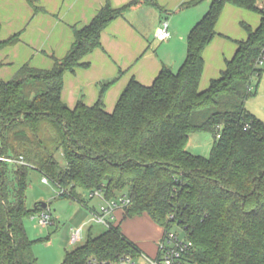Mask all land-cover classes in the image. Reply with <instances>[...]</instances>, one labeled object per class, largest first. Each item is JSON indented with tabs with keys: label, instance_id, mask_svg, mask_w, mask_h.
<instances>
[{
	"label": "trees",
	"instance_id": "trees-1",
	"mask_svg": "<svg viewBox=\"0 0 264 264\" xmlns=\"http://www.w3.org/2000/svg\"><path fill=\"white\" fill-rule=\"evenodd\" d=\"M209 1L179 70L164 67L150 86L132 79L111 113L103 102L111 83L102 85L95 105L79 101L71 109L62 98L65 76L90 66L88 57L113 21L138 4L159 8L156 0L120 9L108 3L88 26L74 28L71 50L51 70L26 64L0 81V264H38L25 223L46 210L40 203L32 211L26 206L30 170L53 181L60 198L84 205L82 192L101 191L106 201L129 197L124 218L146 214L164 237L180 227L193 245L194 264H264V122L246 108L252 79L264 72V0ZM227 5L259 14L260 26L242 24L247 40L237 42L220 77L200 91L204 52ZM199 132L215 139L209 158L188 151ZM59 151L65 170L56 160ZM5 159L12 160L10 169ZM143 255L112 222L62 264H119Z\"/></svg>",
	"mask_w": 264,
	"mask_h": 264
},
{
	"label": "crops",
	"instance_id": "crops-1",
	"mask_svg": "<svg viewBox=\"0 0 264 264\" xmlns=\"http://www.w3.org/2000/svg\"><path fill=\"white\" fill-rule=\"evenodd\" d=\"M132 1L0 0V81H10L26 64L51 70L55 59L65 58L71 50L75 42L74 28L88 26L108 3L113 9H120ZM156 1L159 8L138 4L124 17L113 21L102 33V46L88 57L90 66L66 74L62 98L71 109L79 101L95 105L102 85L111 83L103 95L105 109L111 113L132 79L150 86L164 67L174 72L179 70L187 56L188 36L208 12L211 1L191 8H182V5L194 0ZM244 11L247 10L232 5L224 8L216 27L217 35L204 52L200 91H205L212 80L220 77L226 62L237 52V42L247 40L246 31L245 37L241 33L234 36L228 25V17L237 22ZM164 21L169 22L171 38L160 41L157 35ZM260 22L261 16L259 26ZM250 26L254 30L259 27ZM14 37L18 38L16 43L4 45ZM79 82L82 87L76 85ZM95 213H98L96 209ZM91 236L90 232L88 238ZM161 241L154 258L142 250L143 257L157 258Z\"/></svg>",
	"mask_w": 264,
	"mask_h": 264
},
{
	"label": "rangeland",
	"instance_id": "rangeland-1",
	"mask_svg": "<svg viewBox=\"0 0 264 264\" xmlns=\"http://www.w3.org/2000/svg\"><path fill=\"white\" fill-rule=\"evenodd\" d=\"M242 14L243 16L237 19V22H233V19L228 17V25L234 36L240 33L244 37L246 36L245 30L241 27L242 23L250 24L253 27L259 26V14L247 11ZM31 64L34 66L33 63ZM262 68L264 69V67ZM76 85L82 87V82ZM80 92H82V88ZM246 108L264 122V72L261 78L255 76L252 79V96L247 101ZM214 141L215 139L210 133H194L190 137L188 151L193 155L209 158ZM5 160H7L6 163L10 169L13 165L12 160ZM56 160L60 168L65 170L67 164L62 151L56 154ZM82 195L85 205L60 198V190L53 181L46 183L44 176L36 170L28 172L27 208L32 211L37 204H46V212L51 215L54 221V224L42 227L39 213H34L26 220L27 234L32 241H35L34 253L39 264H62L68 252L77 249L87 241L90 232L93 237H99L108 230L106 225L95 222L93 214L94 209L100 213L102 207L107 203L98 196L91 198V194L88 192H82ZM115 216L116 220L113 224L120 226L121 231L130 241L154 258L157 254V245L164 238V230L146 214L125 219L123 211L118 210ZM79 232L80 238L74 242L73 236ZM173 233L182 241L186 240L185 233L180 227L175 226ZM122 263L123 261L119 264ZM133 264H146L145 258L143 256L137 258Z\"/></svg>",
	"mask_w": 264,
	"mask_h": 264
},
{
	"label": "built area",
	"instance_id": "built-area-1",
	"mask_svg": "<svg viewBox=\"0 0 264 264\" xmlns=\"http://www.w3.org/2000/svg\"><path fill=\"white\" fill-rule=\"evenodd\" d=\"M157 38L160 41H167L171 38V33L169 31V22L164 21L161 30L159 31ZM259 66L264 67V58L259 61ZM46 183L48 179L44 178ZM98 196L102 198L107 205L102 207V211L94 214L95 222L104 224L107 227L110 223L115 221V213L118 210H124L131 204L129 197L120 196L117 199L106 201L103 193L97 191L91 194V198ZM40 216V225L42 227H47L52 225L53 219L48 212L39 213ZM80 238V232L73 236V241H77ZM193 250V245L190 241H182L176 234L173 232L168 233L161 241L159 245V256L155 259L146 258V264H194L190 258L191 252ZM134 261L127 260L123 261L122 264H133Z\"/></svg>",
	"mask_w": 264,
	"mask_h": 264
},
{
	"label": "water",
	"instance_id": "water-1",
	"mask_svg": "<svg viewBox=\"0 0 264 264\" xmlns=\"http://www.w3.org/2000/svg\"><path fill=\"white\" fill-rule=\"evenodd\" d=\"M40 207L42 208V209H47V205L46 204H43V203H40Z\"/></svg>",
	"mask_w": 264,
	"mask_h": 264
}]
</instances>
